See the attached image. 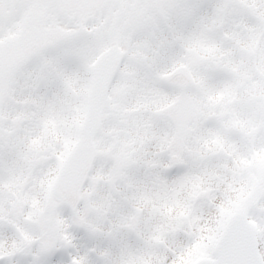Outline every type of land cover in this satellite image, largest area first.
Wrapping results in <instances>:
<instances>
[{"label": "snow or ice", "instance_id": "snow-or-ice-1", "mask_svg": "<svg viewBox=\"0 0 264 264\" xmlns=\"http://www.w3.org/2000/svg\"><path fill=\"white\" fill-rule=\"evenodd\" d=\"M0 264H264V0H0Z\"/></svg>", "mask_w": 264, "mask_h": 264}]
</instances>
